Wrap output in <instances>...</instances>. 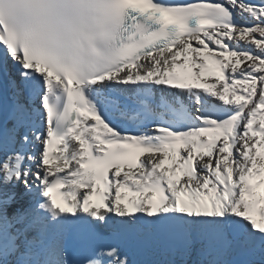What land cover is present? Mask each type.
I'll return each mask as SVG.
<instances>
[{
    "label": "snow or ice",
    "instance_id": "snow-or-ice-1",
    "mask_svg": "<svg viewBox=\"0 0 264 264\" xmlns=\"http://www.w3.org/2000/svg\"><path fill=\"white\" fill-rule=\"evenodd\" d=\"M149 240L264 264V0H0V264Z\"/></svg>",
    "mask_w": 264,
    "mask_h": 264
}]
</instances>
